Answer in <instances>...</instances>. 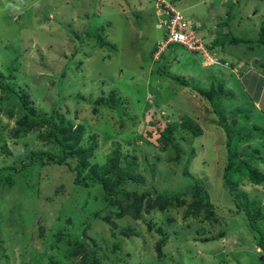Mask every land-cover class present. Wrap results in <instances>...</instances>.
I'll return each mask as SVG.
<instances>
[{
    "label": "rangeland",
    "instance_id": "374dc122",
    "mask_svg": "<svg viewBox=\"0 0 264 264\" xmlns=\"http://www.w3.org/2000/svg\"><path fill=\"white\" fill-rule=\"evenodd\" d=\"M167 1L188 18L209 12L212 17L202 19L221 20L220 31L221 22L228 19L226 15L217 19V12L208 10L216 0ZM239 1L264 14V0ZM194 4L193 10L186 9ZM224 8L230 12L233 7L228 3ZM236 10L234 5L231 12ZM246 27L242 26L241 36L250 32ZM165 34L158 27L153 0H0V78L14 85L30 109L48 114V119L55 111L54 120L65 127L63 137L79 129L81 135L71 149H91L82 178L116 150L120 164L135 158L129 173L143 183L136 192L134 186L126 188L136 200L144 195L143 211L145 196L155 198L157 190L172 193L193 185L195 179L203 183L195 194L199 195L190 194L183 204V208L186 203L200 208L184 216L182 209L173 206L168 214L174 220L163 228L164 236L156 233L157 225L154 230L147 225L152 216L159 223V213H140L144 220L111 218L116 233L131 232L130 236L116 234L114 248L111 231L99 216L105 214V207L98 186L84 189L74 184L75 173L67 166L74 160L44 165L47 156L57 157L60 151L50 122L40 120L31 127L32 119L23 132L17 124L21 101L10 96L8 102H0V264H84L78 234L88 225L84 234L100 249L99 264H264L258 236L245 217L252 214L264 233V218H260L264 182L253 185L240 166L246 162L264 172V139L251 131L253 125L264 128L263 115L255 114L228 65L203 64L199 55L175 43L166 46L170 47L160 62H152L145 51L161 37L153 54L159 57L165 49L156 55L157 47ZM223 35L221 41L230 38ZM215 52L236 66L234 57ZM4 96L0 90V100ZM100 100L115 107L95 108ZM149 108L163 123H175L170 143L176 150L169 147L162 153L137 138L151 129L146 123ZM187 120L202 130L192 141L181 128ZM248 133L254 134L250 140ZM32 154H43V164L29 163ZM229 160L237 162L232 182H239L248 201L225 200L222 173ZM203 193L213 208L205 198L199 202ZM240 201L246 205L244 212L235 205ZM250 202L257 205L251 207ZM229 220L235 221V228L227 229ZM214 237L217 240L208 241Z\"/></svg>",
    "mask_w": 264,
    "mask_h": 264
},
{
    "label": "trees",
    "instance_id": "16d2710c",
    "mask_svg": "<svg viewBox=\"0 0 264 264\" xmlns=\"http://www.w3.org/2000/svg\"><path fill=\"white\" fill-rule=\"evenodd\" d=\"M76 36V35H75ZM259 44L264 45V27L261 28L260 31V38H259ZM11 75H8L7 78L10 81ZM178 77L174 78L175 81H178ZM184 84V83H182ZM0 90L5 94L3 99L0 100V102H8L7 98L12 96L16 98L19 101H21V107L22 110L20 111L22 113L21 118L18 120V125H20L23 128V132L29 129V121L33 119V124L31 127H35L36 123L40 120L43 121H49L50 122V127L52 128V134L54 141L60 146V151L57 157L54 156H47L48 160L44 163V165H62L66 159L69 160H74L75 163L71 164L68 163L67 166L68 168L75 173L74 177V184L76 186H82L84 189H89L92 186H98L96 188L99 189L101 192V198L104 202V207H105V217L102 214L99 215L100 218L102 219V222H104L105 226L109 227V230L111 231V236L112 240L115 241L113 244V247L116 248L117 243V238L116 234H121L125 236H130L129 231L127 230H120L118 233H116V230L114 227H111L110 220L111 218L115 219H123L125 217H130L133 220H142L143 218L141 217L140 213H145V214H151L156 212L157 214L159 213L161 216L160 218H157L159 223L155 221V217L152 216L148 222V229L149 230H154L155 226L157 225V228H155L156 233L160 236H164V230L163 228L169 227L171 222L174 220L172 213L168 214L171 212V209L173 206L179 207V209H182L184 212H197V208H200L198 206L193 205V203H186V208H183V204L185 203L186 198L192 194L193 196L197 193V191L202 190V181L201 180H196L193 185L187 186L185 189L179 190L178 192H168L167 190H160L156 191L157 196L155 198L150 199V197L147 195L146 203L144 204V211L142 209V204L144 201V195L141 196L140 198L135 199V194L132 192H136L137 188H139L143 181L141 180V177L138 175H130L129 169H132V163L135 158H132V161L125 163V160L123 161L122 164H120L119 159L116 155L117 150L113 152L112 154L109 155V157L105 160L104 164L101 165L100 167L98 166H93L90 167L87 171V173L84 175L82 178L81 175L84 172L85 168L87 167V158L91 155L90 148L87 150H72L71 145L72 143L77 142V138L81 135L79 133V129L76 130L74 133H72L71 136L68 137H63L65 132L63 133L62 130L65 128L63 124L57 122L54 120L56 117V112L53 111L49 115L48 119V114L45 113H37L35 110L32 108L30 109L28 106V102L24 100V97L22 95H19V91H16L14 89V85L12 83L7 82L3 78H0ZM227 96H231V93H226ZM104 95V92L102 93ZM110 95H115L113 91H110ZM102 99V96H101ZM104 106L108 107H115L114 104L108 102V101H97L95 103V108H101ZM55 110V109H54ZM152 109H148L147 112H149ZM154 110L150 111L147 115L146 118V123H149L151 129L150 130H145V137L140 135L137 136L138 139H144L147 143V141L153 146L157 147L160 152L166 153L169 147H171L172 150H176L174 145H171V139L170 135L172 132H174V129H176L175 123H163L161 118H155L154 116ZM244 113V112H242ZM221 124V123H220ZM80 129L83 128V126H79ZM181 128L183 133L186 135H189L191 137V141L200 136L202 134V130L198 127L195 126L194 124L192 125L188 120L182 122ZM147 131V132H146ZM180 131V132H182ZM251 131H257L258 133L254 134H247L246 139L250 140L253 135L258 136L260 139H264V128L262 127H257L253 126ZM18 132V130H17ZM17 134V133H16ZM15 134V135H16ZM157 136L154 138L155 140L152 141L149 137L151 136ZM227 138L226 141L228 143V131L226 132ZM191 150L192 153L194 154L195 148L194 144L191 145ZM43 154L35 155L32 154L30 156V162L34 163H41L40 160H42ZM172 163H175V160H170ZM28 163V164H29ZM27 164V165H28ZM126 164V165H125ZM237 166V162L235 160H229L227 165L224 167V171L222 173V184L221 187L224 189L223 191L225 192L223 195L225 197L226 201H231L235 202L238 200V198L242 197V200L248 201V196L245 194V191L240 189L239 182L234 180V183L232 182L231 176L236 174V171L234 168ZM240 166L243 167V169L246 171V175L248 179L250 180V183L253 185H261L264 182V172L260 170L259 168L256 167H250L249 164L246 162H241ZM239 170H242L239 168ZM181 179V178H180ZM185 179V178H183ZM186 180V179H185ZM127 186H134V190L131 192L127 190ZM199 195H195L196 197ZM134 198L135 201H130V198ZM206 200V205L210 208H213V204L211 203V200L209 199L208 195L203 193V198H199V202H202L203 200ZM180 200H183L182 202ZM174 205H170L169 202H173ZM236 207L242 208L243 212L244 209H246V205L244 202L240 201L239 203L235 204ZM257 204L255 202H250V206L254 207ZM178 209V210H179ZM245 215V214H244ZM245 217L247 218V223L250 229H252L258 236V243L257 245L263 249L264 252V233L261 230L260 225L256 224V218L253 217L252 214L246 213ZM209 218V216H208ZM260 218H264V214L261 215ZM144 220V219H143ZM235 228V221L229 220L228 227L227 229ZM90 228V226H85V229L81 231L80 234H78V237L80 238V241L83 249V258H84V264H99L100 261L98 260L99 258V253L100 249L97 248L95 245V241L89 239L85 234L84 230ZM161 237V236H160ZM88 240H91V244L88 242ZM212 240H217L216 237L213 239H210L208 241ZM113 243V242H112ZM81 247V246H80ZM160 247H162V241L158 240L156 248L160 252ZM85 250V251H84ZM88 251V253H87ZM115 250L112 249V252ZM101 257H103L101 255ZM106 257V256H105ZM87 260V262H86Z\"/></svg>",
    "mask_w": 264,
    "mask_h": 264
},
{
    "label": "crops",
    "instance_id": "0c3cea01",
    "mask_svg": "<svg viewBox=\"0 0 264 264\" xmlns=\"http://www.w3.org/2000/svg\"><path fill=\"white\" fill-rule=\"evenodd\" d=\"M207 1L208 0L203 3L205 4ZM215 2L216 3L211 5L212 9L208 8V10L217 12V19H220L221 15H226V19L228 18L226 23L221 22V24H223L221 31L218 27L221 20L213 18L202 19L203 17L211 16L209 12H207L206 16L203 14L201 17L194 15V13L189 15L191 18L183 15L194 27L197 36L205 41L206 46L210 50H213L214 52L218 51L222 57L227 54L230 57L235 58L236 66L230 65L231 62L225 61L221 57L219 58L220 62L217 66L221 67L224 64L231 67V72L237 76L240 85L244 89L243 91L247 93L249 100L252 102V105H254L252 107L255 109V114L261 111L263 115L261 120L264 121V45H257L260 42L261 28L264 27V21H262L264 14H261L258 10L253 11L254 6L245 1L216 0ZM228 3L233 7L232 10L234 9V5H236L237 10L235 12H231L232 10L230 12L227 11L224 7H226ZM195 6L196 4L187 7L186 9L193 10ZM238 11H241L239 15L237 14ZM183 12L184 11H182V13ZM243 25L245 27L248 26L246 28L250 29V32L241 36ZM222 34H224L223 36L227 35L230 38L221 41L220 36ZM160 39L154 43L151 49L148 48L145 51L146 55L151 58L152 62H160V59L170 47H167L159 57H154V47ZM236 48L238 50H236ZM247 57H249V59ZM253 59H255V62ZM202 68L206 70L209 69V67H205L204 65Z\"/></svg>",
    "mask_w": 264,
    "mask_h": 264
},
{
    "label": "built area",
    "instance_id": "2783aa9c",
    "mask_svg": "<svg viewBox=\"0 0 264 264\" xmlns=\"http://www.w3.org/2000/svg\"><path fill=\"white\" fill-rule=\"evenodd\" d=\"M158 27L164 30L165 41L157 47L156 55L161 54L167 45L173 43L185 46L203 59V64L217 65L219 58L216 52L208 49L197 37L194 27L183 14L176 10L170 1L153 0ZM214 53V54H213Z\"/></svg>",
    "mask_w": 264,
    "mask_h": 264
},
{
    "label": "clouds",
    "instance_id": "9594fccd",
    "mask_svg": "<svg viewBox=\"0 0 264 264\" xmlns=\"http://www.w3.org/2000/svg\"><path fill=\"white\" fill-rule=\"evenodd\" d=\"M184 16V15H183ZM186 19V18H185ZM187 20V19H186ZM205 45V44H204ZM206 46V45H205ZM207 47V46H206ZM208 48V47H207ZM166 49V48H165ZM209 49V48H208ZM213 51V50H212ZM220 62V61H219Z\"/></svg>",
    "mask_w": 264,
    "mask_h": 264
}]
</instances>
